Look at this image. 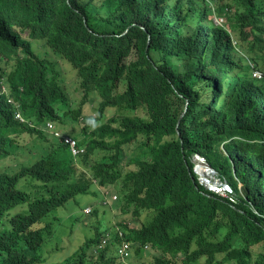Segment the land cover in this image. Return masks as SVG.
I'll use <instances>...</instances> for the list:
<instances>
[{"label": "trees", "instance_id": "trees-1", "mask_svg": "<svg viewBox=\"0 0 264 264\" xmlns=\"http://www.w3.org/2000/svg\"><path fill=\"white\" fill-rule=\"evenodd\" d=\"M209 1L215 6L203 0H0V61L13 62L5 82L21 114L36 125L66 127L79 147L88 138L85 153L73 159L61 140L15 120L0 96V264H48L44 248L53 231L45 218L78 195L116 183L121 210L140 223L132 231L121 226L136 254L149 244L165 255L155 264H264L263 253L251 254L264 246V71L254 78L255 57L245 61L207 14L214 9L239 38L258 44L264 0ZM33 42L74 69L81 104L91 90L97 93V117L78 133L72 124L81 109H69L55 61L34 51ZM108 109H143L145 117L116 120ZM139 138L149 159L123 171L122 147ZM99 151L106 155L92 162ZM193 154L236 193L239 182L244 196L231 203L199 186ZM20 180L35 182L36 196L18 190ZM23 204L25 213L9 215ZM107 231L94 228L65 264L113 262L108 252L118 242L115 233L93 251Z\"/></svg>", "mask_w": 264, "mask_h": 264}, {"label": "rangeland", "instance_id": "rangeland-1", "mask_svg": "<svg viewBox=\"0 0 264 264\" xmlns=\"http://www.w3.org/2000/svg\"><path fill=\"white\" fill-rule=\"evenodd\" d=\"M213 3V2H212ZM211 3V5H212ZM205 7L208 6L207 3H204ZM214 5V3H213ZM212 5V6H213ZM215 6V5H214ZM209 7V6H208ZM218 18V17H217ZM223 27L228 29L232 36L233 46L237 49V52L242 54V57L245 61L246 56H254L256 61L259 63L258 72L261 70L264 71V33L256 31L254 36L256 39H261L262 41L258 44L253 43L254 37H249L247 39L239 38L238 34L235 33L232 29V22H230L223 15ZM216 23H220L218 20H214ZM248 31V30H246ZM246 34V32H245ZM244 37H246L244 35ZM33 50L40 53L41 55H46L53 62L55 61L56 70L58 72V82L63 87L67 99H68V107L69 109H76L80 107L81 114L80 118L77 122L73 123L72 128L74 133H78L82 128L85 121H89L92 118L97 117V105L99 102L96 91L91 90L89 92L88 97L85 99L84 103L81 104L82 101V93L79 88V80L76 77V73L74 69L70 67L68 63H66L59 56L53 55L48 49L43 45L42 42H33ZM12 61L8 64L4 61H0V68L3 69L0 71V78L3 79V85L0 82L1 90L3 87L8 89L5 76L10 69L12 68ZM261 73V72H260ZM122 88L119 90L121 91ZM115 114L116 120L121 119L123 116H140L145 117V112L143 109H138L134 112L124 111V110H115L108 109L107 116H111ZM108 118V117H106ZM55 124V123H54ZM98 124H94L90 127V131L95 129ZM56 128L59 129L63 133H68L69 131L66 127H62L60 125L55 124ZM78 140L80 138H77ZM112 139H105V142H110ZM144 139L139 138L137 142H132L128 145L122 147L124 156L122 157V167L123 171H127L133 168V162L135 160H148L149 159V151L147 148L141 146ZM82 146H86L88 143V138H83L80 140ZM156 145L155 142L151 143V146ZM106 153L104 151H99L97 155L91 156L92 162L100 160L102 156H105ZM27 182V183H25ZM20 180L17 183V189L24 191L26 193H30L32 196H36L34 189L37 187V184L33 181ZM105 194L109 195H117L118 199L115 201L116 203L111 202L109 207L102 208L100 206L99 200L102 198L101 191L98 189H94L90 194L78 195L75 199L70 200L64 208H58L53 210L46 218L45 221L50 222L53 231V238L44 248V255L47 259L46 262L50 263H58L65 264L66 259H71L75 257L80 252V247L83 246L86 238L92 236L94 233V228L99 231L107 229L111 226V221L115 223V225L126 224L129 226L139 227L140 223L138 220L133 218L130 214L124 213L119 210L121 209V191L122 188L116 183L115 185H111L109 189H104ZM36 191V190H35ZM108 192V193H106ZM243 194V191H242ZM89 206L92 208V212L89 216H85L82 213L84 207ZM27 211L26 204L16 206L9 211V215L12 216L16 213H25ZM121 212V215H120ZM145 215V213H142ZM144 220L143 218H141ZM140 219V221H141ZM129 222V224H127ZM126 227V226H125ZM127 228L128 231H131L130 228ZM221 236V235H220ZM83 244V245H82ZM149 245V244H148ZM134 247L132 251V256L130 258V264H155L156 257L162 256L165 258V255L161 254L159 248H153L149 245L148 249L142 250L139 249L138 254L136 251L134 253ZM89 248V247H88ZM92 248V246H91ZM89 248L87 252L92 249ZM112 249V248H111ZM108 252V257L113 259L114 261L110 264H118L114 252ZM113 250V249H112ZM252 258H255L258 253L264 254V246L258 245L251 249ZM72 253V254H71ZM69 255V256H68ZM91 255V254H90ZM68 256V257H67ZM97 254L94 255L93 260H97ZM166 258H169L166 257ZM178 260H176L177 262ZM47 264V263H46Z\"/></svg>", "mask_w": 264, "mask_h": 264}, {"label": "built area", "instance_id": "built-area-1", "mask_svg": "<svg viewBox=\"0 0 264 264\" xmlns=\"http://www.w3.org/2000/svg\"><path fill=\"white\" fill-rule=\"evenodd\" d=\"M255 76H259L257 73H254ZM2 92H5V89L2 88ZM8 103H12L15 108L14 117L15 119L23 122V118L18 112V104L14 103L11 99H7ZM45 130L48 131L53 137L62 140L64 144L68 146V149L73 157H77L83 154L84 149L77 146L76 141L66 135H63L60 131L56 130L52 123H46ZM190 162L192 163V174L196 179V182L207 192H210L220 198L226 199L231 203H236L238 201V196H244L242 194L243 188L242 185L238 182L236 193L227 180L221 177L217 171L210 167L205 158L199 154H193L190 157ZM238 195V196H237ZM112 199H116V196H112ZM106 203V202H105ZM86 212L90 211L89 208L85 209ZM121 236V233H119ZM107 242V235H105L100 244L97 245V249L102 248ZM117 255L122 264L126 263L127 258L129 257V243L122 241L117 250Z\"/></svg>", "mask_w": 264, "mask_h": 264}, {"label": "clouds", "instance_id": "clouds-1", "mask_svg": "<svg viewBox=\"0 0 264 264\" xmlns=\"http://www.w3.org/2000/svg\"><path fill=\"white\" fill-rule=\"evenodd\" d=\"M205 3H207L208 4V6H207V8H212L213 6V4L211 5V2L209 1V0H203ZM211 10V12L210 13H207L208 14V17L209 18H211V20H212V22L214 23V25H216V26H221V27H223V16H219V15H217L216 13H214L213 12V10L214 9H210ZM218 17V18H217ZM214 20H218L220 23H216ZM223 28H225V27H223ZM226 29V28H225ZM226 31L229 33V35H230V37H231V40L233 39L232 38V36H231V34H230V32L228 31V29H226ZM232 44H233V40H232ZM254 73H257L259 76H255L254 75ZM252 76L254 77V78H257V79H260L261 78V73L260 72H258V71H253V73H252ZM0 82H1V84L3 85V79H1L0 80ZM6 85H7V83H6ZM8 87V86H7ZM4 89H5V87H3ZM0 96H4L5 97V99H6V103L7 104H9V105H11V107H12V114H13V118L15 119V117H14V112H15V108H14V105L12 104V103H8L7 102V99H11L14 103H16V104H18V112L20 113V115H21V117L23 118V122H20L19 120H17V119H15V120H17L19 123H24V124H26V125H28L30 128H36V129H40V130H42L43 132H45V133H47V134H49L50 136H52L48 131H46L45 130V125H46V123H52L53 124V126L56 128V126H55V124L53 123V122H51V121H46L44 124H42V125H36L35 124V122H32V121H29V120H27V119H25L24 117H23V115L21 114V112H20V104H19V102H17V101H15V100H13V98L9 95V91L7 90V89H5V92H2V90H1V86H0ZM56 130H58V131H60L59 129H57L56 128ZM61 132V131H60ZM63 135H66V136H69V137H71L70 135H68V134H64L63 132H61ZM53 137V136H52ZM54 139H55V137H53ZM71 138H73V137H71ZM57 139V138H56ZM74 139V138H73ZM75 140V139H74ZM62 141V140H61ZM76 141V143H77V140H75ZM63 142V141H62ZM64 144V143H63ZM66 145V144H65ZM78 146V145H77ZM68 147V146H67ZM81 148H83L84 149V152H83V154L85 153V147L84 146H80ZM69 150V149H68ZM70 152V151H69ZM70 155H71V153H70ZM82 155V154H81ZM81 155H79V156H81ZM72 156V155H71ZM79 156H77V157H73V159H77ZM194 179H195V177H194ZM196 180V179H195ZM109 187L110 186H105V187H97V189H98V191H101V194H102V198L99 200V203H100V206H102V208H105V207H109V204L111 203V202H113V203H116L115 201H117V199H118V196L117 195H109V193L108 192H106V193H108V194H105V192H104V190H102V188H104V189H109ZM210 193V192H209ZM112 196H116V199H112ZM106 202V203H105ZM111 205V204H110ZM121 207V206H120ZM87 208H89V210L90 211H88V212H86L85 211V209H87ZM120 211H121V209H119ZM92 212V208L91 207H89V206H86V207H84L83 208V210H82V213L85 215V216H89L90 215V213ZM120 215H121V212H120ZM127 224H129V222L127 223ZM121 226H126V227H128L126 224L124 225V224H119V225H115V223L114 222H112L111 221V226L110 227H108L107 229H108V231L107 232H105L104 234H103V236L101 237V239H100V242H101V240H102V238L105 236V235H107V242L105 243V245L102 247V248H100V249H97V245H99L100 244V242L97 244V245H95L94 247H93V251L95 252V253H98L99 251H101V250H103L109 243H110V241H111V238H112V234L113 233H115L116 234V236H117V238H118V242H116L115 243V245H114V247H111L113 250H114V256H115V258H116V260H117V262H118V264H122L121 263V261L119 260V257H118V253H117V250H118V247L120 246V244H121V242L122 241H126V242H128L129 243V257L127 258V260H126V263L125 264H130V258H131V256H132V251H133V244H132V242L130 241V240H128V237H127V235H126V237L124 236V233L122 232V230L121 229H123V228H121ZM138 227V226H137ZM137 227H135V226H129L128 228H130V230L132 231V230H134V229H136ZM112 233V234H111ZM119 233H121V236H119ZM148 247H149V245L148 244H145V245H143V247L141 248L142 250H146V249H148ZM135 253V252H134Z\"/></svg>", "mask_w": 264, "mask_h": 264}, {"label": "water", "instance_id": "water-1", "mask_svg": "<svg viewBox=\"0 0 264 264\" xmlns=\"http://www.w3.org/2000/svg\"><path fill=\"white\" fill-rule=\"evenodd\" d=\"M182 117V114H181V116L178 118V120H177V124H176V127H177V125H178V122H179V120H180V118ZM192 179V178H191Z\"/></svg>", "mask_w": 264, "mask_h": 264}]
</instances>
